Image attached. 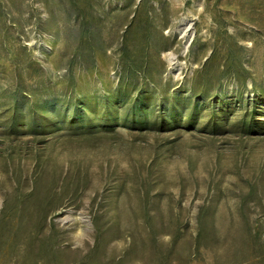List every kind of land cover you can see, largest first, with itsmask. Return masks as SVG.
Here are the masks:
<instances>
[{
  "label": "rangeland",
  "instance_id": "1",
  "mask_svg": "<svg viewBox=\"0 0 264 264\" xmlns=\"http://www.w3.org/2000/svg\"><path fill=\"white\" fill-rule=\"evenodd\" d=\"M0 264H264V0H0Z\"/></svg>",
  "mask_w": 264,
  "mask_h": 264
}]
</instances>
